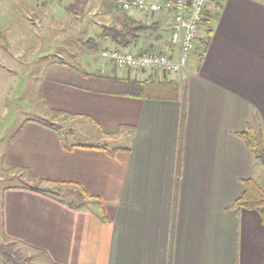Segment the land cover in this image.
Listing matches in <instances>:
<instances>
[{
  "label": "crops",
  "instance_id": "1",
  "mask_svg": "<svg viewBox=\"0 0 264 264\" xmlns=\"http://www.w3.org/2000/svg\"><path fill=\"white\" fill-rule=\"evenodd\" d=\"M70 1L0 0V38L9 41L0 44V54H14L25 70L58 68L61 48L76 45L62 42L76 35L80 18L60 13ZM222 4L202 58L206 25L200 32L184 87L169 76L182 89L174 98L122 95L99 83L93 75L104 81L164 78L118 67L102 56V44L99 59L89 61L100 73L80 72L82 83L29 74L45 105L42 119L19 126L3 148L2 166L29 169L46 185L78 184L92 198L74 208L43 192L7 186L3 241L47 264H264L260 214L230 207L243 180L264 176V165L238 136L248 126L264 132V0ZM59 119L69 130L76 123L91 126L101 137L93 144L68 142ZM99 144L117 150L84 146Z\"/></svg>",
  "mask_w": 264,
  "mask_h": 264
},
{
  "label": "rangeland",
  "instance_id": "2",
  "mask_svg": "<svg viewBox=\"0 0 264 264\" xmlns=\"http://www.w3.org/2000/svg\"><path fill=\"white\" fill-rule=\"evenodd\" d=\"M75 2V0H71ZM70 2L62 3L63 9L67 8ZM114 0H88L87 4L84 6L82 4L83 1H80V5L77 10H69L61 11L60 13H68L69 15L79 16V20L76 21V35L74 37L70 36L65 40L62 39V42H76L74 48L70 47V51L68 48H61V51H64L65 54H60L61 63L59 67L49 70L42 71L36 66L32 70L23 68V65L19 63L15 59L14 54H0V241H3V230H2V212H1V203L3 200L4 189L7 186H17L22 185L27 180V174L25 172L19 170H9L2 166L3 162V148L7 145L9 138L17 131L19 126L27 119H42V114L40 110L45 106L44 102L41 98V94L39 92V88L35 84V80L32 79V76L29 74L40 75L41 72H44L45 75L49 77L60 78L61 80L70 81V82H78L82 83L86 78L79 77L80 72H89L94 73L95 69L92 65H89V61L99 59L98 54H96L94 49L89 48V46H85L84 43L89 38H94L98 41L96 35L100 38L102 26L103 25H118V22L115 20L116 17H120L121 12H117V8L114 5ZM107 3V4H106ZM138 15V13H137ZM131 17H135L134 13H130ZM137 17V16H136ZM139 17V16H138ZM142 19H144L147 23H152L154 21H158L164 30L168 32L169 23L168 16L165 14L155 16L153 18L144 17L140 15ZM78 19V18H76ZM64 23H60V32L63 34L62 25ZM14 31H18L16 27L13 29ZM65 32V31H64ZM70 32L66 31L65 33ZM162 33L164 39H167V33ZM71 33V32H70ZM99 34V35H98ZM3 41L9 42L8 38H0V44ZM101 41V39H100ZM149 41L155 42V39H149L148 37L143 39V47L147 45ZM165 42V41H164ZM70 43V44H71ZM106 47V45H105ZM103 46V49L105 48ZM112 47V46H107ZM102 49V47H101ZM100 49V50H101ZM95 54V55H94ZM7 57L6 60L3 57ZM45 56V57H44ZM40 56L41 58H49L46 55ZM53 56L56 57L54 54ZM75 56V57H74ZM93 56V59H92ZM14 57V58H13ZM51 57V56H50ZM75 59V68H73L70 63ZM41 65V64H40ZM27 67V65L25 66ZM87 68V71H86ZM100 73V71H95ZM25 73L27 75H25ZM52 120V119H51ZM57 120L59 123L57 126L58 129L64 131L66 136V140L68 142H79V143H87L93 144L98 142L101 135L100 133L91 126H81L80 124H74L70 127V130L75 128V130L71 131L68 129L69 125L66 121ZM67 132V133H66ZM111 146H116V143L111 142ZM262 180L264 176L260 177ZM29 181V180H27ZM21 252L27 255H33V262L35 264H47L45 261H42V258H37L35 253L24 252L22 248L16 246ZM30 255V256H31ZM35 257V258H34ZM38 259V260H37Z\"/></svg>",
  "mask_w": 264,
  "mask_h": 264
},
{
  "label": "trees",
  "instance_id": "3",
  "mask_svg": "<svg viewBox=\"0 0 264 264\" xmlns=\"http://www.w3.org/2000/svg\"><path fill=\"white\" fill-rule=\"evenodd\" d=\"M80 1L85 6L88 0H75L68 6L69 10H77ZM216 12L210 14L206 22L205 35L201 38L199 49V56L202 58L206 52L210 38L213 33V20H216L218 13L223 6L224 0H216ZM114 2V1H113ZM107 4V3H106ZM117 12L120 9L115 4ZM140 13L137 17H131L129 14L116 17L115 20L118 25H103L100 35L102 42H108L122 50L130 49L139 45L144 38L155 39L156 41H162L164 36L162 33L166 32L164 27L158 21L147 23L140 17ZM139 16V17H138ZM97 42V43H96ZM85 44L89 48L94 49L97 53L103 43L96 41L94 38H89ZM99 83L112 86L114 92L122 95L130 96H149L153 94H165L168 97L174 98L176 94L181 93V87L176 79L164 77L156 80L154 77L147 80H133V79H120V78H107L104 81V77L93 75ZM184 112V111H183ZM41 123L46 124L41 121ZM238 136L246 143L249 149L252 151L256 160L264 165V132L261 128L255 129L252 126H248L247 129ZM91 148H102L109 151L111 154L115 153L117 149H109L106 144L99 145H84ZM12 170H24L27 174V181L21 186L26 188L46 193L50 196L59 198L67 205L74 208H82L89 205L91 196L83 189L82 186L69 183V182H55L46 185V182L36 177L29 169H23L20 167H11ZM231 208L254 210L260 214L261 221L264 225V179L248 178L243 180V189L240 196L230 205ZM0 258L4 264H35L33 257L24 254L16 248V243L11 241H0Z\"/></svg>",
  "mask_w": 264,
  "mask_h": 264
},
{
  "label": "built area",
  "instance_id": "4",
  "mask_svg": "<svg viewBox=\"0 0 264 264\" xmlns=\"http://www.w3.org/2000/svg\"><path fill=\"white\" fill-rule=\"evenodd\" d=\"M213 1L114 0L122 15L136 11L149 18L162 14L169 16L167 39L149 41L138 50L105 47L102 56L112 60L118 67L139 73L150 71L163 77L173 76L184 87L185 68L196 51L200 32L211 14Z\"/></svg>",
  "mask_w": 264,
  "mask_h": 264
}]
</instances>
